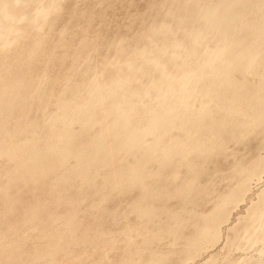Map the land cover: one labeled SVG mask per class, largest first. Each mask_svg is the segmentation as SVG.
<instances>
[{"label":"rangeland","instance_id":"1","mask_svg":"<svg viewBox=\"0 0 264 264\" xmlns=\"http://www.w3.org/2000/svg\"><path fill=\"white\" fill-rule=\"evenodd\" d=\"M217 1L0 0V264H264V113H250L262 116L254 124L227 109L234 84L263 86L264 45L263 58L247 71L240 63L231 85L219 72L224 59L213 57L226 44L248 52L264 42V0ZM228 4L241 11L232 29L206 19ZM194 33L204 35L197 45ZM183 72L189 86L203 80L199 87L212 90L193 94L194 110L216 100L213 120L193 137L159 131L130 151L114 141L113 117L97 112L87 122L92 113L78 112L115 99L101 91L92 104L91 85L124 80L126 91L141 93L131 96L139 112L130 122L141 127L144 107L170 84L184 87ZM256 99L239 103L261 105ZM230 116L236 125L218 122ZM93 140L105 149L89 148Z\"/></svg>","mask_w":264,"mask_h":264},{"label":"bare ground","instance_id":"2","mask_svg":"<svg viewBox=\"0 0 264 264\" xmlns=\"http://www.w3.org/2000/svg\"><path fill=\"white\" fill-rule=\"evenodd\" d=\"M17 1V0H16ZM224 1H226V0H219V2L220 3H223ZM232 1H234V0H232ZM250 1V0H249ZM259 1V0H258ZM229 2V1H228ZM237 2V1H236ZM238 2L241 4V3H243L244 2V0H238ZM246 2H247V0H246ZM262 2H263V0H262ZM220 3H218V1H217V4H220ZM233 3V2H232ZM231 3V4H232ZM253 3V2H252ZM260 3H261V1H260ZM257 4V3H256ZM221 5V4H220ZM230 4H228V6L226 7V8H224V9H219V7L218 6H216V8H211V9H208L209 11H208V13H207V17H206V19L208 18V20H209V22L211 23V24H214L215 26H217V24L219 25L220 23L222 24V22H224L225 24H226V26L228 27V28H233L234 27V24H235V22L237 21V20H239V16H240V13H241V11H239V10H236V9H233L231 6H229ZM242 5V4H241ZM257 6V5H256ZM262 6H264V5H262ZM214 7V6H213ZM234 7V6H233ZM251 7H253V8H255V6L252 4L251 5ZM257 7H259V5L257 6ZM222 8H223V6H222ZM240 8V7H239ZM238 8V9H239ZM257 10H258V8H256ZM219 10H221V12H219ZM252 10L250 9V12H251ZM256 10H254V12H255ZM259 11H261V10H259ZM243 12V11H242ZM248 13V12H247ZM251 15V14H250ZM244 16V15H243ZM248 16V15H247ZM253 16H254V14H253ZM241 18H242V16L240 17V22H241ZM250 19H251V17H250ZM250 19H249V21H250ZM253 19V18H252ZM243 20V19H242ZM254 20H257V19H254ZM259 21H260V19H259ZM208 22V21H207ZM209 22H208V24H209ZM243 22V21H242ZM245 23H246V21H245ZM244 23V24H245ZM224 24V25H225ZM241 24V23H240ZM247 24H248V22H247ZM250 24H253V23H250ZM249 24V25H250ZM259 24H261V23H258V24H256V27L259 25ZM236 25V24H235ZM239 25V24H238ZM243 26V25H242ZM241 26V27H242ZM247 26V25H246ZM225 27V26H224ZM241 27H240V29H241ZM212 28V27H211ZM215 27H213V29H214ZM218 28H220V27H217L216 29H218ZM221 28H222V26H221ZM236 28H237V26H236ZM243 28H244V26H243ZM251 28V27H250ZM159 29H162V30H164V27H162V28H159ZM159 29H158V31H159ZM262 29L264 30V27H262ZM162 30H161V32H162ZM172 30V29H171ZM170 30V31H171ZM219 30V29H218ZM230 30V29H229ZM235 30H237V29H235ZM257 30H258V28H257ZM165 31V30H164ZM173 31V30H172ZM171 31V32H172ZM223 31V30H222ZM245 31V30H244ZM255 31V30H254ZM261 31V30H260ZM189 32V31H188ZM188 32H187V35H188ZM239 32H240V30H239ZM248 32V31H247ZM253 32V31H252ZM168 33H169V31H168ZM185 33V32H184ZM191 32H189V34H190ZM223 33H224V31H223ZM226 33V32H225ZM227 33H230V31L229 32H227ZM237 33V32H236ZM231 34V33H230ZM234 33H232V35H233ZM185 35V34H184ZM238 35V34H237ZM240 35V34H239ZM190 36V35H189ZM204 36V35H203ZM202 33H197V34H192L189 38H190V42L193 44V45H197L200 41H201V39H202ZM205 36H206V34H205ZM263 36V35H262ZM261 36V37H262ZM254 37H255V35H254ZM259 37V36H258ZM204 38V37H203ZM225 38H226V35H225ZM235 39H236V37H235ZM257 39V38H256ZM263 39V38H262ZM225 40V39H224ZM223 40V41H224ZM227 40V39H226ZM238 40V39H237ZM244 40V39H243ZM233 41V40H232ZM244 41H246V40H244ZM253 41V40H252ZM258 41V40H257ZM264 41V40H263ZM202 42V41H201ZM219 42V41H218ZM225 42H227V41H225ZM230 42V41H229ZM259 42H260V40H259ZM234 43H235V41H234ZM242 43H243V41H242ZM261 43V42H260ZM221 44V43H220ZM233 44V43H232ZM219 45V44H218ZM223 45V44H222ZM221 45V46H222ZM253 45V44H252ZM257 45H260V46H258L257 48H255L254 47V50L253 51H248V52H244V49L246 48H243V51L242 50H239V51H242V52H234V51H229L230 50V48H231V46L232 45H229V44H226L225 46H220L219 48H220V50H218L216 53H215V56H213L214 58H215V60H217V59H219V60H221L222 59V61H223V59H224V62H223V65L222 66H220V67H222V71L220 70H218L220 73L222 72V74L221 75H224L225 76V78H223V80L224 81H226V82H228V85H231V84H233L234 82L231 80V78H232V72L233 71H235V70H237V68L240 66V63L244 66V67H242V69H244V68H246V71H247V69H253L254 67H255V65H256V63H258L257 61H258V59H260V58H263V56H262V46L264 45V42L262 43V44H257ZM174 46L175 47H177V43H174ZM199 46V45H198ZM239 46H240V44H239ZM249 46V45H248ZM233 47V46H232ZM165 50H166V48L165 47H163ZM162 48V49H163ZM234 48H235V46H234ZM233 49V48H232ZM251 50V49H250ZM167 51V50H166ZM165 51V52H166ZM213 51H215V50H213ZM228 52V53H227ZM227 53V54H226ZM140 54H141V52H140ZM144 54V53H143ZM264 54V53H263ZM138 55H139V53H138ZM212 55V54H211ZM140 56H143V55H140ZM211 57V56H210ZM206 58V57H205ZM209 58V57H208ZM207 59V58H206ZM208 60V59H207ZM206 60V61H207ZM211 61H213V59H210ZM211 61H209V62H211ZM205 63V62H204ZM203 63V64H204ZM208 63V62H207ZM217 63H218V61H217ZM221 63V62H220ZM264 64V63H263ZM208 65L211 67V65L212 64H209L208 63ZM213 65H214V63H213ZM260 65V64H259ZM208 66V67H209ZM215 66V65H214ZM204 67V66H203ZM207 67V68H208ZM214 68H216V67H214ZM217 68H218V65H217ZM216 68V69H217ZM216 69H215V71H216ZM256 69V68H255ZM263 69V68H262ZM253 71H255V70H253ZM258 71V70H257ZM256 71V72H257ZM204 72L205 71H203L202 72V74L200 73V75H198L197 76V74H196V76L195 77H197V79L199 80V79H204V78H202V77H204ZM211 72V71H210ZM256 72H255V74H256ZM264 72V71H263ZM188 73V72H187ZM191 73V72H190ZM190 73H188V74H190ZM207 73V72H206ZM206 73H205V76H206ZM216 73H218V72H216ZM240 73H241V71H240ZM239 73V74H240ZM244 73L246 74L247 72H245L244 71ZM251 73V72H250ZM185 73L183 72V75H184ZM192 74V73H191ZM254 74V73H253ZM254 74V75H255ZM260 74V73H259ZM194 75V74H193ZM193 75H191V76H193ZM258 75V74H257ZM264 75V74H263ZM262 74H260L259 76H263ZM208 76V75H207ZM216 76H217V74H216ZM189 76L187 75V74H185L184 76H183V83H185V85H184V87L182 88V89H180V90H176V89H173V87H171V84L169 85V86H167L168 88H169V91H167L168 89L166 88V93L163 95V97H161L162 99L159 101V103L157 104V105H155V106H146V107H144V108H146L145 110H144V113H141V115L143 114V116H142V121H143V119H144V125H142L141 127H134V126H131L130 125V122H132V121H134V117H135V115L137 116V114H138V110L136 109L137 107L135 106V104L134 103H132V100H131V96L132 95H135L136 96V93H135V91H133L132 93L131 92H128V91H126L124 88H126L125 86H127L125 83H124V80H121L122 81V84L120 85V86H111V85H107L106 83V85L105 84H101V85H91L90 86V88H89V90H87L86 89V91H88V92H86L85 91V93L87 94V93H89L88 94V96L87 97H89V96H91L90 98H89V100L91 99V102H92V104H95V103H97V102H99L100 100H101V95H100V92L101 91H104L105 92V98H110V97H115V99H113V100H111V101H109L110 103H109V105H108V103H107V105L108 106H106V108L104 107V108H95L94 107V105H92V106H90V105H86L85 104V106H83V108H89L90 107V109H87V110H79L78 112H81V113H92V116H89V117H86L85 118V120L87 121V122H91V119L92 118H96V117H98L97 116V112H99V113H101V115H103V117L104 116H111V117H113V122H112V124L108 127L109 129H113L114 131H115V136H114V141L115 142H117L119 145H121L122 147H124V148H126V149H128V150H130V151H135V149H137V152H138V149H141L142 148V146L144 145V140H147V139H145L147 136H150V135H155V133H159V131H161L160 133H161V138H162V132L163 133H168L170 130H173V129H176L177 130V128L179 129H183V131L182 132H184V131H186L187 132V134L189 133V137L190 136H192V133H191V131H199L200 132V130L204 127H202V125L204 124V122L205 121H207V120H213V114H215V113H213V109H212V106H210L211 104H210V101L212 102V99L214 98L213 96H212V94H211V96L210 97H213L211 100H209V103L208 104H206L208 101H206V105L204 104V101H203V105H202V98H200V101H201V103H200V105H202V107L199 109V110H197L196 111V109L194 110L193 109V106H192V104H194L193 102H192V104H191V102H190V98L193 96V94H197L198 92H200L201 90H202V92H203V94L204 95H208L212 90H211V88H209L208 86H206V87H199L201 84H202V81H201V84L199 85L198 84V81L196 82H194V84L192 83L190 86L187 84V82H188V78ZM214 78V80H213V82H215L216 83V80H215V77H214V75L211 73V78ZM236 76H234V78H235ZM238 77V76H237ZM236 77V78H237ZM255 77H257V76H255ZM208 78H210V77H208ZM207 78V79H208ZM210 78V79H211ZM219 78H220V76H219ZM245 78V77H244ZM263 79H264V77H262ZM262 78H260V79H262ZM206 80V79H205ZM209 80V79H208ZM218 80V79H217ZM222 80V81H223ZM239 80H241V79H239ZM244 80H246V78L244 79ZM126 81H128V80H126ZM219 81V80H218ZM243 80H241V82H242ZM204 82V81H203ZM237 82H238V78H237ZM261 82V81H260ZM263 82V81H262ZM116 83V82H115ZM172 83V82H171ZM235 83H236V80H235ZM111 84V83H110ZM159 84V83H158ZM169 84V83H168ZM174 84V83H173ZM214 84V83H213ZM220 84V83H219ZM224 84V83H223ZM257 84V83H256ZM263 86H260V89H258L257 91H254V92H251V91H249V90H245L244 89V85L242 86H240V84H238V85H236V84H234L233 86L235 87V89L234 90H232V92H231V94L230 95H232L230 98H228L229 99V102H228V104H227V109L229 110V112H232L233 114L235 113V112H237L238 110H242L243 111V113H246L247 115L246 116H242V117H245V119H247V121L248 122H251V123H254V124H256L258 121H260V120H262V116L260 117V116H255L256 115V113H257V111H260V112H262V113H264V83H261ZM115 85V84H114ZM206 85V84H205ZM220 85H222V84H220ZM151 86H157L156 85V83L153 85H151ZM173 86V85H172ZM203 86V85H202ZM129 87V86H128ZM220 87V86H219ZM214 88V87H213ZM229 88V87H228ZM257 88H259V86H257ZM128 89V88H127ZM158 89H160L159 87H158ZM222 89V88H221ZM226 89H227V87H226ZM248 89H249V87H248ZM252 89V88H251ZM132 90H135V89H131V91ZM197 90H198V92H197ZM213 90H215V89H213ZM253 90V89H252ZM217 90H215L214 91V93L216 92ZM221 91V90H220ZM137 92H138V90H137ZM197 92V93H196ZM218 92V91H217ZM225 92H226V90H225ZM243 92H245V96L243 95V94H241V93H243ZM213 93V94H214ZM230 93V92H229ZM252 93H254V95H252V96H250L249 94H252ZM138 94H140V96H141V93H139L138 92ZM137 94V98H139L140 96ZM166 94H169V95H166ZM202 94V93H201ZM216 94V93H215ZM219 94H220V92H219ZM227 94V93H226ZM247 95H249L248 97H246ZM139 96V97H138ZM168 96H170V97H173V96H175V98L173 97V98H169ZM217 96H220V95H218L217 94ZM216 96V99L218 98V100L220 99L219 97H217ZM222 96V95H221ZM225 96V95H224ZM226 96H228V94L226 95ZM254 96H256V98L260 101V103H261V105L259 104V106H257V105H253V103L251 104L250 102H246V103H244V105L242 104H240L239 103V101L241 102V101H243L244 102V100H248V99H252V97H254ZM209 97V96H208ZM210 97H209V99H210ZM223 97V96H222ZM244 97H246V98H244ZM134 97L132 96V99H133ZM223 98H225V97H223ZM136 99V98H135ZM227 99V100H228ZM257 99H256V101H257ZM214 100V99H213ZM226 100V99H225ZM214 101H216V100H214ZM221 101V100H220ZM223 101V100H222ZM250 101V100H249ZM253 101V100H252ZM217 104V103H216ZM239 104H240V106H239ZM83 105V104H82ZM199 105V104H198ZM221 105V104H220ZM220 105H218L217 104V106L216 107H219ZM223 106V105H222ZM81 107V105L79 106V105H77V107L76 108H80ZM194 107H195V105H194ZM200 106H198L197 107V109L199 108ZM214 107V106H213ZM223 108V107H222ZM215 109V108H214ZM217 109V108H216ZM219 109H221V108H219ZM222 110H225L224 108L222 109ZM228 110H227V112H228ZM254 110H256V113H255V115H253L252 116V114H250L251 112H253ZM136 111H138V112H136ZM214 112H215V110H214ZM218 112H219V110H218ZM221 112V111H220ZM239 112V111H238ZM238 112H237V114H238ZM260 112H259V114H260ZM137 113V114H136ZM226 113V112H225ZM240 113V112H239ZM88 114H86V115H88ZM223 114V113H222ZM237 114H235V115H237ZM229 115V114H228ZM242 115V114H241ZM264 115V114H263ZM220 116V115H219ZM218 116V117H219ZM139 117V116H138ZM213 117V118H212ZM224 117H225V115H224ZM264 117V116H263ZM100 118H101V116H100ZM105 118V117H104ZM107 118V117H106ZM102 119V118H101ZM137 119V118H136ZM139 119H140V117L138 118V121H139ZM249 119V120H248ZM216 120V119H215ZM136 121V120H135ZM141 121V120H140ZM244 121V120H243ZM243 121H241V122H243ZM211 122V121H210ZM220 124L222 123V124H224L225 123V125H229L230 123L232 124V125H236V121L232 118V116H230V117H226V118H222L220 121H218ZM138 122H136V124H137ZM140 123V122H139ZM260 123V122H259ZM208 124V123H207ZM213 124V123H212ZM211 124V125H212ZM239 124H241V123H239ZM210 125V124H209ZM232 125H231V127H232ZM242 125V124H241ZM248 125V124H247ZM205 126H207V125H205ZM239 126V125H238ZM245 126V125H244ZM251 126V125H250ZM202 127V128H201ZM213 127V126H212ZM237 127V126H236ZM258 127V126H257ZM70 128V124H69V127L68 128H66V129H69ZM229 128L230 127H228V131H231V130H229ZM244 128V127H243ZM255 128V127H254ZM213 129V128H212ZM211 129V130H212ZM225 129H226V126H225ZM245 129V128H244ZM244 129H242V131L244 130ZM206 130V129H205ZM233 130H234V128H233ZM258 130V129H257ZM246 131V130H245ZM186 132H185V135H186ZM205 132H207V131H205ZM208 132H209V130H208ZM256 132V131H255ZM159 133V134H160ZM195 133V132H194ZM234 134V131L233 132H231V135H233ZM264 133V132H263ZM242 134V133H241ZM157 135V134H156ZM199 135V134H198ZM242 135H244V134H242ZM158 136V135H157ZM172 136V135H171ZM193 136H195L194 134H193ZM192 136V137H193ZM200 136H201V134H200ZM199 136V137H200ZM238 136V135H237ZM246 136V135H245ZM55 137L57 138V139H60V137H61V135L60 134H57V135H55ZM159 137L160 136H158V139H159ZM164 137V136H163ZM165 137H166V135H165ZM164 137V138H165ZM169 137H170V135H169ZM173 137V136H172ZM179 137H180V135H179ZM184 137V136H183ZM204 137H206V135L204 134ZM155 138V137H154ZM194 138H196V137H194ZM213 138H215V137H213ZM243 138V137H242ZM156 139H157V137H156ZM180 139H182V137L180 138ZM192 139V138H191ZM208 139V138H207ZM225 139V138H224ZM223 139V140H224ZM91 140V139H90ZM99 140V139H98ZM201 140L203 141L204 139H202L201 138ZM236 140V139H235ZM241 140V139H240ZM169 141V140H168ZM193 141V140H192ZM262 141V140H261ZM146 142V141H145ZM185 142V141H184ZM89 143V144H88ZM87 144H88V147L89 148H91V149H94V150H99V149H105L104 147L102 148V144L104 143L103 141H97V140H93V141H91V142H88ZM158 144L159 143H161L160 141L159 142H157ZM167 143V142H166ZM169 143V142H168ZM205 143V142H204ZM222 143V142H221ZM164 144V143H163ZM198 144V143H197ZM213 144H214V142H213ZM215 144H216V142H215ZM48 145V144H47ZM156 145V144H155ZM155 145H153V146H155ZM179 145H180V143H179ZM171 146V145H170ZM192 146V145H191ZM197 146V145H196ZM209 146V145H208ZM219 146H221V145H219ZM53 147H54V149L55 150H57V146H56V144H54L53 145ZM116 147H117V145H116ZM121 147V148H122ZM151 147V146H150ZM156 147V146H155ZM185 147V146H184ZM189 147V146H188ZM206 147H207V145H206ZM21 148V147H20ZM20 148H18V149H20ZM46 148V151H50V152H53L52 151V149H51V147H50V145H48L47 147H45ZM168 148H169V146H168ZM196 148V147H195ZM216 148H217V146H216ZM221 148H222V146H221ZM18 149L16 148V150H15V153H17V151H18ZM117 149V148H116ZM161 149H163V147L161 148ZM161 149H159V150H161ZM166 149H167V147H166ZM173 149V148H172ZM180 149V148H179ZM181 149H182V147H181ZM207 149H208V147H207ZM151 150H152V148H151ZM155 150V149H154ZM169 150V149H168ZM194 150V149H193ZM104 151V150H103ZM123 151H124V149H123ZM153 151V150H152ZM156 151V150H155ZM158 151V150H157ZM184 150H182V152H183ZM196 151V150H195ZM119 152H120V149H119ZM164 152V151H163ZM181 152V153H182ZM187 152V151H186ZM220 152V151H219ZM92 153V152H91ZM165 153H166V150H165ZM164 153V154H165ZM178 153V152H177ZM190 153V152H189ZM196 153V152H195ZM201 153H202V151H201ZM58 155H57V157L59 158V159H63V161H64V159L67 157L65 154H62V153H57ZM88 154V153H87ZM156 154V153H155ZM77 156V155H76ZM162 156V155H161ZM184 157V156H183ZM175 158H178V157H175ZM181 158H182V156H181ZM79 159V158H78ZM84 159H86V156H85V158ZM92 158L90 157V159H89V161L91 160ZM166 159V158H165ZM179 159V158H178ZM82 160V159H81ZM80 160V161H81ZM88 160V159H87ZM86 160V161H87ZM171 160V159H170ZM91 161H93V159L91 160ZM88 162V161H87ZM91 163V162H90ZM262 163V161H260V162H258L256 165H255V167H258L260 164ZM254 164H255V162H254ZM264 164V163H263ZM190 165V164H189ZM263 166V165H262ZM83 171V170H82ZM138 172V171H137ZM140 172V171H139ZM245 172V171H244ZM84 174V173H83ZM143 174V173H142ZM256 174V173H255ZM245 175V174H244ZM249 178V177H248ZM252 178V177H251ZM121 180H122V178H121ZM244 187V186H243ZM180 189V188H179ZM237 196V195H236ZM226 203V202H225ZM222 215V214H221ZM262 215V214H261ZM264 233V232H263ZM212 239V238H211Z\"/></svg>","mask_w":264,"mask_h":264}]
</instances>
